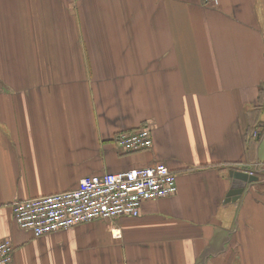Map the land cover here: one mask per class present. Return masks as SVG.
Masks as SVG:
<instances>
[{
    "label": "crops",
    "instance_id": "obj_1",
    "mask_svg": "<svg viewBox=\"0 0 264 264\" xmlns=\"http://www.w3.org/2000/svg\"><path fill=\"white\" fill-rule=\"evenodd\" d=\"M144 123L152 148L118 152ZM156 164L177 192L138 217L14 223L17 201ZM230 170L257 181L226 203ZM5 239L13 264H264V0H0Z\"/></svg>",
    "mask_w": 264,
    "mask_h": 264
},
{
    "label": "built area",
    "instance_id": "obj_2",
    "mask_svg": "<svg viewBox=\"0 0 264 264\" xmlns=\"http://www.w3.org/2000/svg\"><path fill=\"white\" fill-rule=\"evenodd\" d=\"M216 3L218 0H202ZM150 126L118 133L114 145L122 154L148 151L153 142ZM164 164L127 172L106 173L81 179L77 188L12 204L14 223L34 238L66 231L97 220L111 221L118 217L135 218L141 204L176 194V178ZM114 238L120 231L111 230ZM14 247L10 240L0 242V264H13Z\"/></svg>",
    "mask_w": 264,
    "mask_h": 264
},
{
    "label": "water",
    "instance_id": "obj_3",
    "mask_svg": "<svg viewBox=\"0 0 264 264\" xmlns=\"http://www.w3.org/2000/svg\"><path fill=\"white\" fill-rule=\"evenodd\" d=\"M230 180V190L226 194V203L229 201L236 202L245 193L246 187L255 183L257 178L249 173L230 170L228 172Z\"/></svg>",
    "mask_w": 264,
    "mask_h": 264
},
{
    "label": "rangeland",
    "instance_id": "obj_4",
    "mask_svg": "<svg viewBox=\"0 0 264 264\" xmlns=\"http://www.w3.org/2000/svg\"><path fill=\"white\" fill-rule=\"evenodd\" d=\"M21 73H22V71H21ZM22 76V75H21ZM176 186H177V182H176ZM84 225H87V224H84ZM89 225V224H88ZM91 225V224H90Z\"/></svg>",
    "mask_w": 264,
    "mask_h": 264
}]
</instances>
